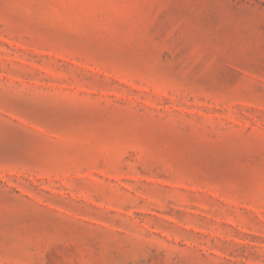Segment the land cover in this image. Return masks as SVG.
I'll use <instances>...</instances> for the list:
<instances>
[{
  "label": "rangeland",
  "instance_id": "1",
  "mask_svg": "<svg viewBox=\"0 0 264 264\" xmlns=\"http://www.w3.org/2000/svg\"><path fill=\"white\" fill-rule=\"evenodd\" d=\"M0 264H264V0H0Z\"/></svg>",
  "mask_w": 264,
  "mask_h": 264
}]
</instances>
